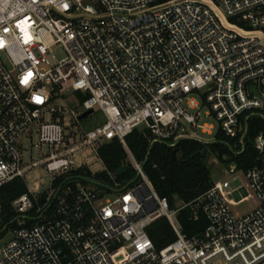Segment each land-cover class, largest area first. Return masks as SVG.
Segmentation results:
<instances>
[{
  "label": "built area",
  "instance_id": "built-area-1",
  "mask_svg": "<svg viewBox=\"0 0 264 264\" xmlns=\"http://www.w3.org/2000/svg\"><path fill=\"white\" fill-rule=\"evenodd\" d=\"M257 108H264V0H0V186L25 181L39 164L52 182L85 168L71 157L77 149L96 153L113 139L134 171L122 182L76 174L50 184L43 192L51 213L14 228L0 244V264H264L261 134L243 171L256 204L242 214L232 207L250 194L228 190L227 180L170 208L125 142L139 127L150 143L172 148L182 139L211 143L215 135L197 138L198 130L212 133L210 119L215 134H240L242 142L248 116L240 117ZM88 110L102 119L76 130ZM23 141L46 147L41 163L23 161ZM27 190L11 202L17 219L39 197ZM185 207L206 219L192 237L177 217ZM160 217L175 239L157 250L147 228Z\"/></svg>",
  "mask_w": 264,
  "mask_h": 264
},
{
  "label": "trees",
  "instance_id": "trees-1",
  "mask_svg": "<svg viewBox=\"0 0 264 264\" xmlns=\"http://www.w3.org/2000/svg\"><path fill=\"white\" fill-rule=\"evenodd\" d=\"M246 119V131L239 141V135L233 138L224 136L221 132L215 134V140L211 143H201L193 139L179 140L175 148L163 143H150L149 132L143 128L133 129L126 137L125 142L136 161L142 164L143 171L150 180L157 194L168 200L170 208L175 207V202H189L197 195L207 190L211 185L210 168L207 163L208 156H215L221 163L235 162L236 168L245 171L253 165L256 158L254 139L261 134L264 137V109H253L252 112L242 114L240 120ZM173 149L176 152L173 153ZM96 154L100 159L104 170L91 175L87 168L70 170L55 178L51 185L58 187L64 180L76 174L85 175L94 182H111V176L115 182H122L134 177V171L128 163L127 153L118 139L104 142L97 147ZM125 165L127 172L118 177L117 168ZM75 189L72 179L68 181ZM80 185L88 184L81 179ZM66 184V183H65ZM25 181L16 177L0 186V237L6 231H12L20 225H30L37 221V216L44 211L49 214L54 206L46 200L47 193L39 194L37 202L28 212V216L20 219L13 210L11 202L20 194L27 192ZM40 208V210H37ZM178 220L182 226V232L187 237L199 234L206 225V219L199 214L197 219L192 217L191 211L185 207L178 211ZM23 223L20 224L19 221ZM147 233L157 250L163 248L175 239V234L165 217H160L147 228Z\"/></svg>",
  "mask_w": 264,
  "mask_h": 264
},
{
  "label": "rangeland",
  "instance_id": "rangeland-1",
  "mask_svg": "<svg viewBox=\"0 0 264 264\" xmlns=\"http://www.w3.org/2000/svg\"><path fill=\"white\" fill-rule=\"evenodd\" d=\"M55 54L58 58L62 56V51L60 48L55 49ZM264 109V108H263ZM102 119V115L100 111H97L93 114H90L83 119H81L77 124H73V127L78 131L82 129H89L96 125V123ZM69 118H67V122H69ZM207 123H210L214 126L211 134L203 133L200 130L197 131V138L202 140L203 142H211L214 139L215 130H216V122L213 119L207 120ZM24 147L27 149V152L22 153L23 161L25 163H30L32 161H39L41 163L42 158L46 155L47 149L45 146H41L40 148H31L30 143L27 141H23ZM72 159L75 163H80L87 168L91 175L95 176L99 172L103 171V165L98 158L97 154L90 148V147H81L77 149L72 155ZM207 163L210 168V176L211 181H222L227 180L229 183L228 190L238 189L240 187H245L250 196L242 201L235 207H232L234 212L237 214L245 213L251 210L255 204L256 199L252 196L251 191L247 187L246 178L242 170L237 168L233 169L232 171H228L225 169L224 164H222L215 156L209 155L207 159ZM51 176L44 170L43 165L39 164L38 166L32 167L25 174V183L27 186L34 190V194H40L44 190L50 188L51 184ZM180 201L177 200L175 202V207L180 205ZM174 207V208H175ZM20 223L22 220L19 221ZM11 231H6L2 237H0V244L3 243L6 239H8Z\"/></svg>",
  "mask_w": 264,
  "mask_h": 264
},
{
  "label": "water",
  "instance_id": "water-1",
  "mask_svg": "<svg viewBox=\"0 0 264 264\" xmlns=\"http://www.w3.org/2000/svg\"><path fill=\"white\" fill-rule=\"evenodd\" d=\"M90 113H91L90 110L85 111V112H83L82 114H80L78 116V119L81 120L84 117H86L87 115H89ZM175 152H176V149H173V153H175ZM236 166L237 165H236L235 162H230L229 164H226V168L229 169V170H232V169L236 168ZM126 172H127V168H126L125 165H123V166H120L119 168H117L115 174H116V176L120 177V176L124 175Z\"/></svg>",
  "mask_w": 264,
  "mask_h": 264
},
{
  "label": "crops",
  "instance_id": "crops-1",
  "mask_svg": "<svg viewBox=\"0 0 264 264\" xmlns=\"http://www.w3.org/2000/svg\"><path fill=\"white\" fill-rule=\"evenodd\" d=\"M222 164H224V165H225V163H222Z\"/></svg>",
  "mask_w": 264,
  "mask_h": 264
}]
</instances>
